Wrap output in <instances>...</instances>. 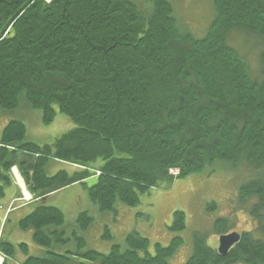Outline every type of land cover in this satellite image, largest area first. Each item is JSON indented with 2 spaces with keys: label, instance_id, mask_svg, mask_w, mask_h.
Returning a JSON list of instances; mask_svg holds the SVG:
<instances>
[{
  "label": "trees",
  "instance_id": "16d2710c",
  "mask_svg": "<svg viewBox=\"0 0 264 264\" xmlns=\"http://www.w3.org/2000/svg\"><path fill=\"white\" fill-rule=\"evenodd\" d=\"M144 1L151 3L148 12L131 0H0V108L24 101L49 124L57 106L75 124L45 144L29 140L20 119L0 131V199L7 204L0 228L21 210L18 228L32 230L33 243L48 249L20 264H170L182 236L166 246L155 243L154 253L137 230L126 235L124 248L115 244L105 254L53 252V244L68 238L52 228L63 225L65 215L47 195L82 185L103 213L117 201L135 206L160 183L216 162L250 171L238 200L256 229L238 232L225 255L193 231L192 253L181 264H264V0H212L214 19L201 38L180 29L171 0ZM231 30L260 38L255 72L229 45ZM54 162L76 169L50 174ZM13 166L32 198L14 195ZM88 210L75 218L80 229L92 223ZM172 216V230H184V212ZM214 225L218 236L233 232L224 217ZM72 232L82 248L84 238ZM1 234L0 264H6L15 245ZM104 236L111 237L109 230ZM17 245L27 255L28 245Z\"/></svg>",
  "mask_w": 264,
  "mask_h": 264
},
{
  "label": "rangeland",
  "instance_id": "374dc122",
  "mask_svg": "<svg viewBox=\"0 0 264 264\" xmlns=\"http://www.w3.org/2000/svg\"><path fill=\"white\" fill-rule=\"evenodd\" d=\"M131 1L139 10L144 12H148L151 7V3L144 0ZM171 2L180 29L188 31L197 38L203 37L214 19L212 0H171ZM227 39L232 48L245 56L249 70L254 71L260 63L258 60L262 47L260 38L242 30H231ZM54 108L57 113L54 120L49 124H43L40 113L24 101H21L20 106L11 110L0 108V131L11 119H20L26 124L29 140L38 144L52 142L56 137L75 127L68 115L58 112L57 106ZM11 169L12 179L18 187V191H15L14 195H18L20 192V195L23 196L22 199L32 198L17 166H13ZM58 169L73 171L76 168L65 162H54L48 165L50 174ZM173 173L176 174L177 172L173 171ZM249 177L250 171L244 165L239 168L231 167L230 164L224 162H216L211 168L203 169L199 173H192L185 178H178L172 182L160 183L159 186L140 194V201L135 206L117 201L113 211L103 213L93 203H90L86 189L82 185L69 187L68 190L54 195L57 196L56 198L52 196L48 199L50 205H57L65 215L64 224L52 228L64 230L65 236L68 238L66 244L55 243L50 249L57 254L77 251L83 253L85 250H96L105 254L115 244L124 248L126 235L130 231L137 230L141 236L149 239L148 250L151 253H154L153 245L155 243L166 246L172 236H182L184 242L173 255L167 258L170 264H181L192 253L191 234L193 231L203 233L207 245L213 249H218L220 236L215 233L214 225L217 219L226 218L229 229L237 233L256 229V224L248 213L247 207L244 208L238 200L239 186L248 181ZM91 182L88 181V185ZM3 201L4 198H1L0 221L7 207ZM212 201L217 203L216 208L208 206L207 203L210 204ZM19 203L15 202V205L17 206ZM251 204L253 202H248L245 205L250 206ZM88 207L90 211L86 209ZM83 210H88L93 219L89 226L80 229L75 218ZM179 210L183 211L184 216H186V228L176 232L172 230L170 225L173 221V212ZM24 215L21 210L15 209L1 223V235L4 240L15 245L13 257L8 258L6 264H20L28 255L42 256L48 250L33 243L32 230L24 231L18 228L17 221ZM106 229L110 232V238L104 236ZM72 231H77L78 235L84 238L86 243L82 248H78ZM254 235L259 234L254 233ZM19 242L28 245L27 255L21 252L19 245H17ZM141 254L143 255V253ZM2 260L0 255V263ZM79 260L85 259L78 257ZM235 264L244 263L236 262Z\"/></svg>",
  "mask_w": 264,
  "mask_h": 264
},
{
  "label": "water",
  "instance_id": "95a60500",
  "mask_svg": "<svg viewBox=\"0 0 264 264\" xmlns=\"http://www.w3.org/2000/svg\"><path fill=\"white\" fill-rule=\"evenodd\" d=\"M239 238L240 235L236 231L230 233H224L223 235H220L219 244H218V253L225 255L227 251L231 248V246L239 240Z\"/></svg>",
  "mask_w": 264,
  "mask_h": 264
},
{
  "label": "crops",
  "instance_id": "0c3cea01",
  "mask_svg": "<svg viewBox=\"0 0 264 264\" xmlns=\"http://www.w3.org/2000/svg\"><path fill=\"white\" fill-rule=\"evenodd\" d=\"M60 192V191H59ZM54 195H58V193H53V194H49V195H47V197H57V196H54ZM14 199V198H13Z\"/></svg>",
  "mask_w": 264,
  "mask_h": 264
}]
</instances>
